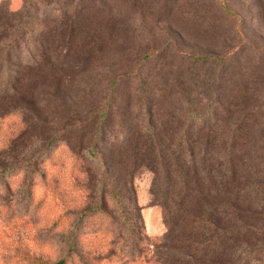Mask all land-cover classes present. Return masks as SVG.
Wrapping results in <instances>:
<instances>
[{"label":"rangeland","instance_id":"374dc122","mask_svg":"<svg viewBox=\"0 0 264 264\" xmlns=\"http://www.w3.org/2000/svg\"><path fill=\"white\" fill-rule=\"evenodd\" d=\"M234 145L264 161V0H0V264H264Z\"/></svg>","mask_w":264,"mask_h":264},{"label":"trees","instance_id":"16d2710c","mask_svg":"<svg viewBox=\"0 0 264 264\" xmlns=\"http://www.w3.org/2000/svg\"><path fill=\"white\" fill-rule=\"evenodd\" d=\"M222 2V0H219ZM216 60L219 58L205 57L203 61ZM197 118L198 115L193 114ZM190 155L193 156L194 148L189 146ZM217 149L213 159L217 164L214 170L215 178L222 176V162L220 161V149ZM245 149L234 145L231 147L230 159L228 161V214L229 221L233 226L232 232H236L238 227L242 226V218L246 211L255 207L264 211V161L255 163L249 157L246 161ZM252 162V163H251ZM217 182V181H216ZM218 196V194H216ZM219 205V203H217ZM220 207H218L219 209ZM241 233V232H240ZM238 234L236 237H239ZM72 244L71 249H75ZM73 251H71V255ZM55 264H68V258L58 260Z\"/></svg>","mask_w":264,"mask_h":264}]
</instances>
